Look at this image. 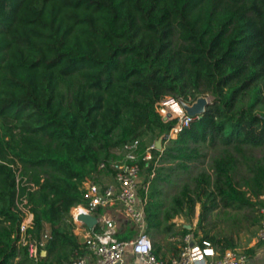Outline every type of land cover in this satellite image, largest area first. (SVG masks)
<instances>
[{
	"label": "trees",
	"instance_id": "obj_1",
	"mask_svg": "<svg viewBox=\"0 0 264 264\" xmlns=\"http://www.w3.org/2000/svg\"><path fill=\"white\" fill-rule=\"evenodd\" d=\"M203 95L197 119L168 137L175 120L156 104ZM146 136L159 141L137 161L152 253L175 257L186 234L218 253L236 248L202 222L264 194V0H0V264L82 256L69 216L85 204L82 183L104 187L111 171L98 164L134 140L141 154ZM206 156L165 205L160 187ZM195 203V228L175 226ZM19 204L32 215L29 238L47 233L36 261L17 243Z\"/></svg>",
	"mask_w": 264,
	"mask_h": 264
},
{
	"label": "built area",
	"instance_id": "obj_2",
	"mask_svg": "<svg viewBox=\"0 0 264 264\" xmlns=\"http://www.w3.org/2000/svg\"><path fill=\"white\" fill-rule=\"evenodd\" d=\"M158 104H162L166 111L160 116L169 113L168 120H175L168 132L170 138L198 117V114L188 113L171 97L163 99L156 105ZM154 147L153 143L147 144L142 153L138 154L139 142L137 140L127 142L114 151V156L107 163L102 161L98 164V169L105 171L109 168L111 171L110 180L104 187L89 180L82 183V198L85 204H77L69 209V216L74 224L77 223L76 217L80 213L94 215L93 211L98 207L111 208L113 212L121 214L135 233L128 239L114 238V223L111 218L102 213L96 217L103 227L101 232L90 230L83 235L82 242L88 254L74 258L69 264H120L127 250L136 258L138 264H245L247 256L242 250L234 248L218 253L207 242L202 241L200 246L190 234L182 238L184 245L175 257L162 259L152 253L150 239L145 233L146 185H140V166L137 161H150ZM140 188L143 190L142 196L138 193ZM17 207L21 214L17 243L25 246L27 256L36 261L43 251L47 233H42L38 240H31L26 230L31 225L32 215L21 204ZM259 211L263 213V209ZM255 242H264V218L259 221Z\"/></svg>",
	"mask_w": 264,
	"mask_h": 264
},
{
	"label": "rangeland",
	"instance_id": "obj_3",
	"mask_svg": "<svg viewBox=\"0 0 264 264\" xmlns=\"http://www.w3.org/2000/svg\"><path fill=\"white\" fill-rule=\"evenodd\" d=\"M170 96L165 97L168 99ZM164 99V100H165ZM204 101L210 102L211 97L208 95H203L198 98L192 103H188L187 101H182L178 99V103L181 104L184 108L188 109L191 107L192 104L196 103L197 101ZM161 100L160 102H162ZM156 110L160 115H164L165 107L162 104L156 105ZM174 137V136H173ZM143 142L145 145L152 143V140L146 136L143 138ZM205 149H202L201 152H205ZM210 153V152H209ZM207 153V156L210 155ZM256 154H259V151H255ZM207 156L204 158H200L198 162H191L189 163L188 170L179 178L171 177V181L169 184H163L160 188L162 190V200L164 204L167 205L169 203L170 197L174 195L179 186L186 182L190 183V178L194 176L197 172L206 169L207 167ZM109 180V179H108ZM255 199H252L254 201ZM259 200L260 202H256ZM254 205L250 209H242V210H231V209H222L218 207L216 210L210 212L206 220L202 222V227L209 229L211 233H216L219 236L222 234H232L236 242V248L240 250L247 249V245L252 243L255 239V233L259 225L260 219L264 218V194L261 195L258 199H256ZM110 208H104V213L109 211ZM260 209H263V213H260ZM199 213V204L195 203L193 207V213L190 218H186L183 215H179L175 217L172 221L175 223V226L179 225H186L187 227L190 226L191 228H195L197 218ZM119 213L114 215V220L122 221L119 219ZM99 217V215L97 216ZM259 219V221H258ZM256 220V221H255ZM200 233V230H198ZM165 240L173 241L172 238H168Z\"/></svg>",
	"mask_w": 264,
	"mask_h": 264
},
{
	"label": "crops",
	"instance_id": "obj_4",
	"mask_svg": "<svg viewBox=\"0 0 264 264\" xmlns=\"http://www.w3.org/2000/svg\"><path fill=\"white\" fill-rule=\"evenodd\" d=\"M104 215L111 218L113 223H114V231H115L114 232V238L118 239V238L123 237L124 235H126V232L128 229H131V233L127 238H124V239H128L134 235V233H135L134 229L131 227V225L125 219H123V217L121 215H119V217H120L119 219L122 220L121 222L114 220V215H116V213L113 212V210L111 208L109 209V211L104 213ZM95 217H97V216H95ZM95 225H99L101 230L103 229V227H101V222L97 221ZM92 228H87L83 224L75 223L74 227L72 229V232L78 238V240L80 242H82L83 235L85 233L89 232L90 230H93ZM118 240H121V239H118ZM246 248L251 249L252 251L247 256L245 264H264V242H255V239H254V241L252 243L248 244ZM237 249H239V248H237ZM87 254H88V251H85V253L83 255L86 256ZM170 258L171 257H163V259H170ZM89 259H91V258H89ZM120 264H138V263H137L136 258L129 252V250H127L125 252L123 259H122V262H120Z\"/></svg>",
	"mask_w": 264,
	"mask_h": 264
},
{
	"label": "water",
	"instance_id": "obj_5",
	"mask_svg": "<svg viewBox=\"0 0 264 264\" xmlns=\"http://www.w3.org/2000/svg\"><path fill=\"white\" fill-rule=\"evenodd\" d=\"M205 104L206 102L199 100L196 103L192 104L190 108L188 109L185 108V109L190 114H198L204 109ZM168 118H169V113H167L165 116H161V120L164 122L167 121ZM155 147H159L158 140L155 142ZM76 222L85 225L87 228H92L96 224L97 220L94 215L88 213H80L76 217ZM43 254L44 251L41 252V255Z\"/></svg>",
	"mask_w": 264,
	"mask_h": 264
},
{
	"label": "bare ground",
	"instance_id": "obj_6",
	"mask_svg": "<svg viewBox=\"0 0 264 264\" xmlns=\"http://www.w3.org/2000/svg\"><path fill=\"white\" fill-rule=\"evenodd\" d=\"M165 113V112H164Z\"/></svg>",
	"mask_w": 264,
	"mask_h": 264
}]
</instances>
